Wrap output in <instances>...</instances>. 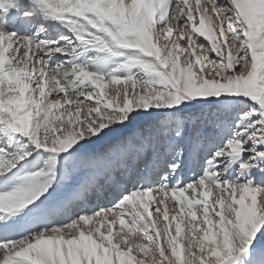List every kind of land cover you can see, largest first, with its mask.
<instances>
[{"label": "snow or ice", "instance_id": "snow-or-ice-1", "mask_svg": "<svg viewBox=\"0 0 264 264\" xmlns=\"http://www.w3.org/2000/svg\"><path fill=\"white\" fill-rule=\"evenodd\" d=\"M0 264H264V0H0Z\"/></svg>", "mask_w": 264, "mask_h": 264}, {"label": "rangeland", "instance_id": "rangeland-1", "mask_svg": "<svg viewBox=\"0 0 264 264\" xmlns=\"http://www.w3.org/2000/svg\"><path fill=\"white\" fill-rule=\"evenodd\" d=\"M22 10H23V12L26 11V9H23V8H22ZM23 17H24V16H23ZM182 59H183V57H182ZM171 208H172V205H171V203H169V210H170V211H169V215H170V216L173 214V212L171 211ZM171 230H172V232H173V234H174V225L172 226V229H171ZM183 235H184V233L182 232V237H183Z\"/></svg>", "mask_w": 264, "mask_h": 264}, {"label": "bare ground", "instance_id": "bare-ground-1", "mask_svg": "<svg viewBox=\"0 0 264 264\" xmlns=\"http://www.w3.org/2000/svg\"><path fill=\"white\" fill-rule=\"evenodd\" d=\"M14 30V29H13Z\"/></svg>", "mask_w": 264, "mask_h": 264}]
</instances>
